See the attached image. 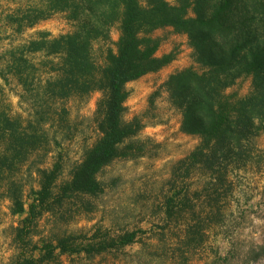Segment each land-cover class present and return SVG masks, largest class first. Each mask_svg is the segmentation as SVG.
<instances>
[{
    "label": "rangeland",
    "instance_id": "374dc122",
    "mask_svg": "<svg viewBox=\"0 0 264 264\" xmlns=\"http://www.w3.org/2000/svg\"><path fill=\"white\" fill-rule=\"evenodd\" d=\"M44 2L0 0V71H6V53L35 39L39 32L56 38L74 31L64 13L18 31L14 19L28 16ZM119 35V25H115L111 41L93 43L98 65L105 64L108 47L116 50ZM151 37L160 42L156 56L170 57V61L159 71L126 85L129 96L124 121L137 119L141 130L121 148L134 145L138 152L114 160L98 174L101 194H76L54 205V210L31 228L32 243L17 238V228L26 214L12 213L14 202L9 191L17 186L28 208L29 199L40 189V171L60 166L57 190L71 180L74 167L101 136L96 112L103 95L94 92L47 103L42 96L37 97L38 80L23 87L11 74L5 79L0 76V112L20 117L25 125L41 121L50 141L45 149L28 156L17 173L0 182V264H17L35 245L70 237L81 249L100 244L107 249L92 254L61 255L56 251L43 264H264V133L254 139L255 151L247 164L232 166L231 184L213 186L212 173L188 160L201 138L182 132V112L166 88L172 75L187 69L202 72V67L187 35L165 28L154 31ZM28 57L37 65L50 61L42 55ZM50 67L47 63L40 66L36 77L46 80ZM251 91V77H243L226 94L244 98ZM6 147L0 140V150ZM198 218L205 220L202 244L187 233ZM131 233H136L132 244L112 245ZM39 253L35 252L36 257Z\"/></svg>",
    "mask_w": 264,
    "mask_h": 264
},
{
    "label": "trees",
    "instance_id": "16d2710c",
    "mask_svg": "<svg viewBox=\"0 0 264 264\" xmlns=\"http://www.w3.org/2000/svg\"><path fill=\"white\" fill-rule=\"evenodd\" d=\"M44 1L43 7L14 19L18 31L57 13L67 15L74 31L56 38L39 32L35 39L9 50L6 71H0V76L5 79L11 74L23 87L38 80L37 97L42 96L47 103L102 93L96 112L101 136L74 167L71 180L58 190L60 166L40 171V189L29 199L28 208L18 187L10 189L12 213L26 214L16 231L18 240L32 243L31 228L67 197L101 194L98 174L114 160L138 152L134 145L121 148L141 130L137 119L124 121V104L129 96L126 85L169 63L170 57L156 56L160 42L151 34L158 29L172 28L187 35L195 60L202 67V72L187 69L174 74L166 83L171 101L182 112V132L201 138L188 160L212 173L213 186L231 184L232 166L242 168L247 164L255 151L254 139L264 133V0H177L175 4L169 0ZM115 25H119L120 33L116 50L108 47L105 64L100 66L92 53L93 43L111 41ZM28 55L50 59L46 62L51 64L46 80L38 78L45 61L37 65ZM243 77H251V93L244 98L227 95L226 90ZM25 124L20 117L0 112V140L7 145L0 150V182L17 173L28 156L50 143L41 121ZM214 192L217 195L218 188ZM204 221L196 219L187 232L201 244ZM135 237L136 233L128 234L112 245L132 244ZM72 238L35 245L34 251L19 258L17 264H43L56 251L61 255L92 254L107 249L104 244L81 249ZM36 251L40 252L38 257Z\"/></svg>",
    "mask_w": 264,
    "mask_h": 264
}]
</instances>
